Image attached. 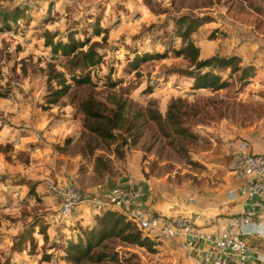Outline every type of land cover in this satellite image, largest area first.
Masks as SVG:
<instances>
[{
	"label": "rangeland",
	"instance_id": "1",
	"mask_svg": "<svg viewBox=\"0 0 264 264\" xmlns=\"http://www.w3.org/2000/svg\"><path fill=\"white\" fill-rule=\"evenodd\" d=\"M25 3L28 0H0V90L4 93L0 97V128H4L0 135V264H65L61 258L62 240H72L75 226L82 233L88 223L74 215L60 224L51 222L50 216L60 206V199L52 188L70 186L86 196L104 199L113 188L132 187L123 184L130 179L128 161L132 160L134 165L139 161L144 177L162 179L166 183L163 187L170 193L181 188V180L192 172L196 174V184L210 179L217 181L220 173L222 176L226 174L221 168L222 150L226 151L224 140L212 138L214 142L208 141L205 135L211 132L206 128L223 123L222 117L229 118L233 130L264 124L258 121L264 117V102L260 100H264V89L252 87L255 79L247 86V82L239 81V74H236L230 87L220 92L222 94L211 96L204 93L200 96L199 100L208 99L209 102L199 116H203L201 121L206 127L197 126L200 134H194L195 125H191L188 131L192 138L179 141L172 150L167 147L169 141L161 140L155 128L147 124L142 128L143 138L136 145L119 148L121 158L110 152L101 153L110 161V171L105 174L100 187L86 191L83 185L90 184L88 175L82 173L74 177L79 172L77 169L81 171L83 166L77 167L75 160L62 156L59 151L60 144L72 139L69 134L62 132L51 136L42 125L33 130L37 137L29 146L3 139H8L14 129L22 128L28 116L34 120L39 115L42 119L52 118L53 125L57 126L71 119L68 130L79 128L80 133L82 116L78 101L88 93L107 95L108 91L100 87L108 81H120L119 89H128L133 92V100L144 101L145 94L159 84L156 79L173 74L168 85L159 84L160 89L153 93L158 101L170 94L178 96L172 91L176 80L184 81L183 78L188 76L185 73L193 72L185 62L175 59L169 52L163 60L142 62L132 70L136 62L134 58L143 53L163 52L170 33V20L184 15L199 19L210 16L212 22L220 24L221 28L208 30L206 38L217 33L220 40L225 35L223 29L235 25L234 20L249 31L255 29L264 35V0L249 3L258 7V15L247 10L239 0H32V7H26ZM69 35L79 42L88 39L90 43H98L101 61L85 70L91 74L98 90L88 86L75 88L59 105H50L47 95L56 85L47 83V65L55 66L57 72H63L68 80L71 71L63 58L52 60L50 48L44 46V36H53L54 42L64 43ZM170 45L177 47L178 42L173 39ZM79 72L72 73L78 75ZM245 87L248 90H245L244 97L248 98L241 101L238 91ZM34 111H37L35 116ZM72 144L68 145L65 155L76 154L78 144ZM210 148L213 151L209 155ZM84 160L90 163V160ZM164 247L165 243L158 242L153 254L125 249L127 255H121L120 259L124 264L187 263L178 261L174 253Z\"/></svg>",
	"mask_w": 264,
	"mask_h": 264
},
{
	"label": "trees",
	"instance_id": "2",
	"mask_svg": "<svg viewBox=\"0 0 264 264\" xmlns=\"http://www.w3.org/2000/svg\"><path fill=\"white\" fill-rule=\"evenodd\" d=\"M239 1L258 15V7L249 5L252 0ZM206 20L207 18L199 19L188 15L171 19L173 25L169 29L170 33L166 38L167 46H164L163 52L143 53L140 57L136 56L132 70H136L142 62L163 60L171 52L175 59L182 60L193 70L192 73L189 70L185 74L192 77L194 90H206L208 93L216 94L228 89L230 82L220 75V72L226 69L229 70V78L239 74V81H247L253 76V71L242 68L241 61L237 57L215 55L206 60L200 59V50L192 41L191 35ZM173 39L180 43L177 48L170 45ZM101 41L105 42V39ZM44 46L50 48L53 61L63 58L68 71H71L68 80L63 72H57L55 66L47 65L45 71L47 83L53 82L56 85L55 88L49 89L48 104L59 105L61 100L68 97L75 88L88 86L98 90L96 83L92 81L91 74L85 71L95 67L101 61V56L97 52L98 43H90L88 39L79 42L71 35L64 43L54 42L53 36H44ZM85 47L87 49L84 51ZM75 70H80L78 75L72 73ZM120 85V81L102 83L100 88L107 90V95L88 93L77 103L82 116L80 124L82 131L75 141V144H78L75 153L92 162L93 178L100 184L105 174L110 171V161L103 158L101 153L110 152L121 158L122 152L119 148L136 145L143 138L142 128L147 124L155 128L161 140L169 141L167 147L170 146L172 150H175L174 146H177L179 141L192 138L193 135L188 131L191 125H195L194 128L204 125L201 121L203 116L200 118L199 116L203 113L202 109L209 106L208 99L199 100L203 95L195 96L192 101L176 97L169 100L165 113L162 115L154 100L144 103L134 102L131 98L132 91L124 89V92L119 89ZM2 96L4 93L0 90V97ZM194 128L193 132L196 134ZM69 144L73 145L70 139L63 142L59 147L61 154L66 153L65 150L68 149ZM112 147L113 150H111ZM81 232L72 240H62L61 258L65 264H124L120 256L127 255L126 250L118 251L119 247H136L153 254L157 246L156 242L144 236L133 223L119 213L109 210L96 213L92 218L91 227L82 229Z\"/></svg>",
	"mask_w": 264,
	"mask_h": 264
},
{
	"label": "crops",
	"instance_id": "3",
	"mask_svg": "<svg viewBox=\"0 0 264 264\" xmlns=\"http://www.w3.org/2000/svg\"><path fill=\"white\" fill-rule=\"evenodd\" d=\"M243 5L247 10H249L245 6V4ZM249 11L251 12V10ZM204 18H207L205 22H209L204 24L191 35L192 41L200 50V59L206 60L215 55H219L222 57H237L241 61L240 66L242 68L252 69L253 71V76L248 78V80L246 81L247 86H249L252 83V80L255 79V82L251 84L252 87L259 90L264 89V35L257 33L255 29L253 31H249V29L245 25L234 20L235 25L232 24L230 25V27L223 29L225 35L220 40L219 36H217V33H215L211 38H206L205 33H207L208 30L211 31L213 28V30H216L221 27L220 24L212 22L213 20H211L210 16ZM170 22L172 21L170 20ZM169 27H172V23L171 26L169 25ZM174 40L178 42V47L180 44L179 41L176 39ZM171 75L173 74H167L164 77L161 76L160 78L156 79L157 83L167 84L171 82ZM220 75L223 79H227L230 83L232 82V79H234V75L229 78L228 69L220 72ZM261 79L262 81L259 82L258 80ZM183 80L184 81H182V79L176 80V85H174V88H172V91L176 92L178 96L170 94L168 95V98L161 99L160 101L156 100L157 96H154V93L160 89L159 84H157L154 89L145 94L144 101H137V99L132 100L139 103H144L148 100H154L157 103L160 113L163 115L165 113L166 106L169 100L172 98L182 97L187 98L189 101H192L195 96L204 95V93L210 94L211 96L222 94L220 93L222 91H219L216 94H212L208 93L206 90H194L193 79L189 76H185ZM247 88L248 87H245L242 88V90L238 91L239 96H242V99L239 100L245 101L248 98L244 97V94L246 95V93L244 92L245 90H248ZM136 90L137 89H134L135 92ZM260 100L264 102L262 98H260ZM36 112L37 111L33 112L34 116L37 114ZM20 116L26 117L25 115ZM39 117L40 120H38ZM222 119H224V122L216 125L215 127L206 128L205 126H198L206 128L208 132H211V134L209 133L208 135H205L206 133L203 132V135L206 136V139H208V141L210 140V142H214L212 138H220L226 141L228 139L238 137L248 143V147L251 153H264V124L258 125V127H241L240 129L233 130L232 126L229 124V118L223 117ZM72 121L73 120L71 119H66L64 123H62L60 126H57L53 125L54 121H52V118L42 119L39 115L34 120H31L28 116V119L25 120L26 124H23L22 128L14 129L13 132H10L8 134V139L3 140L11 142L16 140L20 142V144H27V146H29L30 144L35 143L37 137L35 136L33 130L37 128L40 129V126L43 125L46 126V133L50 134L51 136L62 134V132H65V134H69V138H72L70 139L71 143H74L79 135V128H76V131L75 129L68 130V127L70 126ZM258 121L264 123V117H262L261 120ZM198 127L195 130L196 134H200L201 132ZM3 129L4 128H0V135L2 131H4ZM1 141L2 138L0 139V142ZM59 146L61 147L62 144H60ZM212 151V148H210L207 153H209L210 155L212 154ZM61 155L71 160H75L77 163V167L81 166L82 168L83 166V170L80 171V168L77 169L79 172H76L74 177H79L82 173H85L86 176L88 175L89 179L87 180L90 181V184H87L85 186L83 185V187L86 188V191H90L92 189L96 190L102 185L98 182L97 179L93 178L91 161L87 164L86 161L77 154L73 155L74 157L65 154ZM221 155L223 160L221 161L222 164L220 163L222 166L221 168H224L222 170H225V172H223L226 174L225 176H222V174L220 173V177L217 181L214 179H210L205 180V183L196 184L194 179V176H196V174L195 172L191 171L192 175H186L188 177L182 179L179 183L181 184V188L174 189V192L170 193L165 189V187H163V185L165 186L166 183L162 181V179L156 180V178L154 177H144L138 165L139 161H137V163L134 165V160H132L128 161V171L131 174L130 179L126 180L123 184L126 183V185L140 188L144 193L145 209L154 213L155 215L168 219L185 217L190 219V221L198 230L207 233H214L218 230H224L227 227L228 221L231 217L241 215L251 208L250 203L240 199L237 194H229V191L236 189V183L231 174V158L229 153L224 150H222ZM214 166L216 167V165ZM202 186H205L206 188L200 189V187ZM192 195L193 202L189 205L186 204V201ZM261 212H258L257 216L254 218V222H264V213L259 214ZM95 214L96 213L89 211L86 207L81 206L74 213V216L88 223L86 226H84V230L87 227H91L92 218ZM88 219L89 221H87ZM75 227L76 228L73 229V234H75L73 237L77 236V234L79 233V227ZM251 230L252 228H247L248 233H251ZM246 240L250 243L251 246L264 252V243L259 239L254 236H246ZM154 242H156L158 245L159 241ZM161 243H165L164 248L168 249L171 253H174L175 258H177L178 261H187L186 264H195L194 261H199L197 260L198 255L187 258L184 251L179 249L172 241ZM125 249L130 250L129 252L141 251V249H138L136 247H119L118 251ZM203 251H205V249ZM250 261L251 262L248 264H259L255 262L258 260L254 256Z\"/></svg>",
	"mask_w": 264,
	"mask_h": 264
},
{
	"label": "built area",
	"instance_id": "4",
	"mask_svg": "<svg viewBox=\"0 0 264 264\" xmlns=\"http://www.w3.org/2000/svg\"><path fill=\"white\" fill-rule=\"evenodd\" d=\"M25 6L32 7V0H28ZM224 148L230 155L231 174L236 183V189L229 194H237L251 207L245 213L231 217L224 230L207 233L198 230L188 218L157 216L145 209L144 193L135 187L113 188L104 199L86 196L70 186L52 188L60 199V206L50 216V221L63 223L74 217L81 206L94 213L114 211L150 240L172 241L187 258L198 255L199 261H194L195 264H248L253 256L258 260L255 262L264 264V252L246 240V236H254L264 243V222H254L258 212L264 213V153H251L248 143L240 138L224 141ZM192 202L193 195L186 204ZM248 227L252 228L251 233H248Z\"/></svg>",
	"mask_w": 264,
	"mask_h": 264
}]
</instances>
